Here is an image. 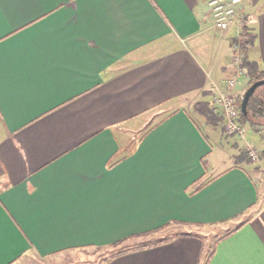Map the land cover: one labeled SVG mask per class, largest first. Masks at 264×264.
Wrapping results in <instances>:
<instances>
[{
    "label": "crops",
    "instance_id": "1",
    "mask_svg": "<svg viewBox=\"0 0 264 264\" xmlns=\"http://www.w3.org/2000/svg\"><path fill=\"white\" fill-rule=\"evenodd\" d=\"M208 1L0 0V264L171 224L226 231L208 257L189 230L101 264H264V172L213 171L192 108L234 72ZM246 6L264 68V0Z\"/></svg>",
    "mask_w": 264,
    "mask_h": 264
},
{
    "label": "rangeland",
    "instance_id": "2",
    "mask_svg": "<svg viewBox=\"0 0 264 264\" xmlns=\"http://www.w3.org/2000/svg\"><path fill=\"white\" fill-rule=\"evenodd\" d=\"M248 20L246 26H251V20L249 19V14L247 11ZM243 30H238V35ZM238 35L236 34V37L238 38ZM236 40V38H235ZM233 40V47H234V54H239L242 56V59L245 63V57L242 52L237 47V42ZM233 60V58H232ZM243 63V66L245 65ZM233 65V64H232ZM235 72L234 65L232 66ZM264 69V68H261ZM245 75L239 80L241 84L246 83V87H244L242 91H238V86L235 89V94L238 96L237 100L239 101V121L241 123V128L244 131L243 135H238L235 133H230L229 130L226 128V121L223 119V115L220 110L216 109V107L213 105V96H212V102L209 101V98L202 99L199 98L196 100V102L192 103V108L195 113V116L202 122L205 130L209 132L213 137H215V140L217 141V146L213 143L214 153L210 157L211 166H213V171H219L221 169H225V167H229L232 165V160H236L237 162L244 163L247 166H251V168L255 170H259L264 172V117H261L260 114H256V117L258 119L256 120L255 125H253L250 121H243L241 117L242 108H241V101L243 97L245 96L246 92L248 91L249 87V76L247 69L244 68ZM233 72V73H234ZM231 74V76L233 75ZM229 76V77H231ZM228 77V78H229ZM227 78V79H228ZM227 82V80H226ZM227 88V83H226ZM226 88L220 89L217 87V89H220V91L227 90ZM216 88L214 90L216 93L218 92ZM246 91V92H245ZM233 92V93H234ZM245 92V93H244ZM215 93V92H214ZM215 93V94H216ZM202 99V100H201ZM197 103H206L209 105L211 109L215 111V114L217 115V118L219 119V126H213L208 123V121L201 116L196 110L195 106ZM255 114V113H254ZM155 117V116H154ZM154 117L151 119H146L149 122V124L154 120ZM152 120V121H151ZM218 122V120H217ZM149 126V125H148ZM255 151L257 155V159L253 160L249 156L248 151ZM210 170H212L210 168ZM259 179H263L262 176ZM258 179L259 186L261 185V181ZM262 186V185H261ZM193 231L194 233L199 234L198 236H201L206 245V257L210 254L214 243L216 240L223 236L225 234L226 230H223L220 227H196V226H181L176 224H171L167 227H164L161 230L156 231L155 233H151L147 237H143L142 239H131L125 243H122L120 245L112 246V247H102V248H93V249H87L84 251H79L76 253L70 252L65 253V255L58 256V258H49V259H41L40 257H37L36 255H30L23 257L15 264H101L103 261L109 259L117 252L127 249V248H133L144 244H150L157 242L159 240H166L171 237L172 239H175L179 235H181V232L185 231ZM170 239V240H172Z\"/></svg>",
    "mask_w": 264,
    "mask_h": 264
},
{
    "label": "built area",
    "instance_id": "3",
    "mask_svg": "<svg viewBox=\"0 0 264 264\" xmlns=\"http://www.w3.org/2000/svg\"><path fill=\"white\" fill-rule=\"evenodd\" d=\"M208 8V16L217 31L226 32L233 28L243 30L248 24L246 0H209ZM243 63L244 60L241 55H233L232 64L235 72L227 79V90L220 91V89H217L218 92L213 96V105L221 111L223 119L226 121L227 130L238 135H243L244 131L239 121L238 96L234 91L238 86L239 79L246 73ZM248 152L251 159H257L255 151L251 150Z\"/></svg>",
    "mask_w": 264,
    "mask_h": 264
},
{
    "label": "trees",
    "instance_id": "4",
    "mask_svg": "<svg viewBox=\"0 0 264 264\" xmlns=\"http://www.w3.org/2000/svg\"><path fill=\"white\" fill-rule=\"evenodd\" d=\"M257 40V35L253 27L246 26L243 31L240 33L238 38H236L237 47L244 54L245 57V65L244 68L247 69L248 76H249V87L250 88L255 82L264 79V70L261 69L260 65L256 61H248L249 50L254 46ZM195 110L203 116L209 124L213 126H219V119L215 114V111L209 107L206 103H197L195 106ZM255 113V114H254ZM256 114H260L261 117H264V85L258 87L254 94L251 96L247 108L245 111L242 110L241 117L243 121H250L253 125H255ZM218 120V122H217ZM173 237L166 239V240H159L154 243L144 244L133 248H127L121 250L114 254L113 256L120 255L126 252H130L134 249L139 248H146L150 246H154L156 244H160L166 241H170Z\"/></svg>",
    "mask_w": 264,
    "mask_h": 264
},
{
    "label": "water",
    "instance_id": "5",
    "mask_svg": "<svg viewBox=\"0 0 264 264\" xmlns=\"http://www.w3.org/2000/svg\"><path fill=\"white\" fill-rule=\"evenodd\" d=\"M264 85V79L263 80H259L257 82H255L249 89L248 91L246 92L245 96L243 97L242 101H241V108L243 111L246 110L247 108V105L249 103V100L251 98V96L254 94L255 90Z\"/></svg>",
    "mask_w": 264,
    "mask_h": 264
},
{
    "label": "snow or ice",
    "instance_id": "6",
    "mask_svg": "<svg viewBox=\"0 0 264 264\" xmlns=\"http://www.w3.org/2000/svg\"><path fill=\"white\" fill-rule=\"evenodd\" d=\"M261 239H264V236H262Z\"/></svg>",
    "mask_w": 264,
    "mask_h": 264
}]
</instances>
